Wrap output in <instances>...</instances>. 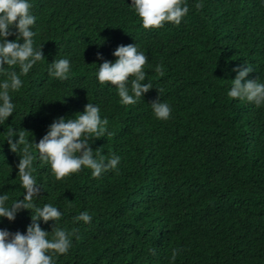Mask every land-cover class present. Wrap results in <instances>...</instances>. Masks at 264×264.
<instances>
[{"label": "trees", "instance_id": "obj_1", "mask_svg": "<svg viewBox=\"0 0 264 264\" xmlns=\"http://www.w3.org/2000/svg\"><path fill=\"white\" fill-rule=\"evenodd\" d=\"M28 2L36 17L34 48L44 59L20 77L19 90H10L13 115L0 122L6 206L26 195L18 177L22 153L7 143L12 130H26L25 139L38 144L53 121L75 118L92 103L108 120L107 132L88 140L94 157H120L98 178L82 168L57 180L32 148L41 188L33 203L62 213L40 227L49 234L56 224L78 229L54 264H264V105L228 96L234 69H253L242 83H264V0H186L189 12L179 25L152 29L143 27L132 0ZM121 45H137L148 57L142 83L152 89L134 105H123L118 88L97 78L105 61L116 62ZM59 59L70 61L66 80L49 74ZM4 68L20 73L18 64ZM6 79L0 71V84ZM158 99L171 108L167 120L154 115ZM85 211L91 222H75ZM32 215L0 217V230L26 235Z\"/></svg>", "mask_w": 264, "mask_h": 264}, {"label": "clouds", "instance_id": "obj_2", "mask_svg": "<svg viewBox=\"0 0 264 264\" xmlns=\"http://www.w3.org/2000/svg\"><path fill=\"white\" fill-rule=\"evenodd\" d=\"M132 4L142 20L145 29L161 28L165 22L176 25L189 12L186 0H132ZM33 5L28 0H0V71L7 79L0 84V122L8 120L13 115L15 105L11 102L10 90L17 91L22 86L21 76H26L30 69L44 59L42 48H34V32L31 30L36 23V17L31 14ZM200 10L202 3L195 5ZM16 29V31H13ZM17 35V40L11 42L9 36ZM23 41L21 43L20 41ZM118 59L115 63L105 61L98 70L97 78L101 84L109 83L118 88V95L123 105H134L138 100L152 89L151 83H142L146 80L144 67L148 57L139 51L137 45L119 46L113 53ZM98 59H103L98 55ZM20 67V73L7 72L4 66ZM155 71L163 75L162 66H157ZM238 73L232 80L228 96L233 99H246L256 106L264 105V83L257 80H247L242 83L253 69L249 66L234 69ZM70 61L68 59L55 60L50 64L49 74L55 78L66 80L69 78ZM130 81L129 88V78ZM131 92V94H130ZM158 92H163L159 89ZM157 119L167 120L171 115V108L167 102L160 99L151 104ZM107 119H101L100 109L92 103L86 105L83 114L75 118H58L49 126L46 135L34 144L25 139L26 130H14L7 133V143L14 153L21 152L18 164L19 179L25 189L26 195L21 200H14L11 206H6L9 200L7 194L0 195V217L14 221L21 210L33 213L32 223L27 228V234L20 232L10 233L0 230V264H54V254H66L71 247V236L78 229H62L55 225L52 233L42 230L40 220L45 223L58 221L61 211L51 204L42 208L33 203L34 197H39L41 188L33 176V161L35 156L32 148L35 147L40 160L50 163L55 178L61 180L70 174L79 172L82 168L92 170V176L98 178L103 172L114 170L120 163V157L111 155L106 158L99 155L95 158L93 149L88 140L92 135L97 138L107 132ZM18 135L19 139L15 140ZM111 135V133H108ZM21 146H23L21 148ZM98 152V150H97ZM92 217L88 212H83L74 218L75 222L90 223ZM51 235V239L49 236ZM154 253V250H152ZM179 250H174L171 259L175 261Z\"/></svg>", "mask_w": 264, "mask_h": 264}]
</instances>
